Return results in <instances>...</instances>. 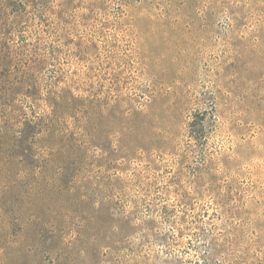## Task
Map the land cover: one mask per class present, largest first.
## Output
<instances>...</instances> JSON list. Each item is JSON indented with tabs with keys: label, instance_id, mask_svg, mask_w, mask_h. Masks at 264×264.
Returning a JSON list of instances; mask_svg holds the SVG:
<instances>
[{
	"label": "rangeland",
	"instance_id": "374dc122",
	"mask_svg": "<svg viewBox=\"0 0 264 264\" xmlns=\"http://www.w3.org/2000/svg\"><path fill=\"white\" fill-rule=\"evenodd\" d=\"M0 264H264V0H0Z\"/></svg>",
	"mask_w": 264,
	"mask_h": 264
}]
</instances>
